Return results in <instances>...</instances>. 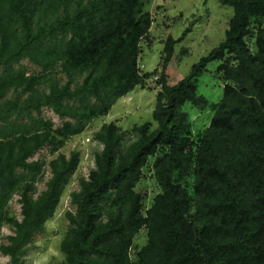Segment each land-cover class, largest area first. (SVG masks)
<instances>
[{
    "label": "trees",
    "instance_id": "obj_1",
    "mask_svg": "<svg viewBox=\"0 0 264 264\" xmlns=\"http://www.w3.org/2000/svg\"><path fill=\"white\" fill-rule=\"evenodd\" d=\"M219 2L232 9L224 39L173 86L163 71L186 33L166 40L152 112L156 128L135 126L126 149L114 123L93 135L102 150L70 194L74 213L65 214L69 226L60 243L65 264H264V27H251L264 19V0ZM144 8L145 0H0V235L4 225L12 231L0 253L9 264H24L80 162L77 152L51 160V176L34 197L44 167L31 160L34 154L56 152L156 74H142L139 66L151 28ZM23 60L41 74L26 76L16 68ZM213 61L223 83L218 104L197 95L198 78ZM186 103L214 113L196 142L181 110ZM160 149L165 152L153 166L160 193L143 213L135 187ZM16 194L19 220L4 211ZM194 202L197 222L190 219ZM143 228L147 243L131 261Z\"/></svg>",
    "mask_w": 264,
    "mask_h": 264
},
{
    "label": "rangeland",
    "instance_id": "obj_2",
    "mask_svg": "<svg viewBox=\"0 0 264 264\" xmlns=\"http://www.w3.org/2000/svg\"><path fill=\"white\" fill-rule=\"evenodd\" d=\"M219 1L145 0L144 12L150 16L151 28L149 36L141 44L139 66L142 74H150L154 71L156 74L147 79L146 86L143 88L137 86L128 95L118 99L106 116L92 120L83 133L67 138L59 150L52 152L50 148H43L31 158V160L44 163L34 185V197L45 189L51 176L48 167L51 160L59 155L68 157L71 152H77L80 162L65 188L54 216L45 223L44 232L36 234L28 245L24 264H65V256L60 250V243L69 226L65 214L74 213V208L70 204V194L78 190L79 179L88 177L90 170L94 168V155L102 150V145L93 140V135L102 125L114 123L123 133V149H126L135 140V136L131 133L135 126L149 124L151 129L156 128L157 125L152 120V112L159 88L157 79L163 71L162 59L165 42L170 38L177 40L186 33L184 39L174 46L172 58L163 71L167 84L173 86L185 78L191 67L202 57L207 56L224 39L232 9L222 5ZM257 26L264 27V19L251 23V27ZM247 45L251 52L255 53L254 42L247 40ZM219 65L218 61L209 63L197 81V95L204 97L209 104H218L222 99L223 83L216 74ZM16 68L23 69L26 76L41 74V69L27 60L21 61ZM181 110L187 115L191 138L196 142L208 127L214 113L210 108L200 110L190 103L184 104ZM42 115L50 119L55 126L60 125V120L50 110L44 109ZM164 152V149H160L154 157L148 160L142 171V177L136 184L135 192L142 198L143 213L151 207L153 199L160 193V188L154 178L153 166L156 159ZM185 183L193 199L192 177L187 178ZM196 208L194 202L190 213V219L193 222H197ZM4 211L6 216L16 220L20 219L18 194L11 198ZM10 235L12 231L4 225L1 230L0 245L6 244V237ZM146 243L147 232L143 228L133 239L129 251L131 261L135 260L136 253ZM0 264H9V258L1 253Z\"/></svg>",
    "mask_w": 264,
    "mask_h": 264
},
{
    "label": "built area",
    "instance_id": "obj_3",
    "mask_svg": "<svg viewBox=\"0 0 264 264\" xmlns=\"http://www.w3.org/2000/svg\"><path fill=\"white\" fill-rule=\"evenodd\" d=\"M154 80H156V78H154Z\"/></svg>",
    "mask_w": 264,
    "mask_h": 264
}]
</instances>
